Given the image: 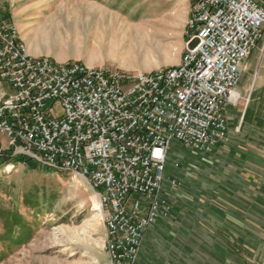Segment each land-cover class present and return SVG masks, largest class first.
<instances>
[{
	"label": "built area",
	"instance_id": "built-area-1",
	"mask_svg": "<svg viewBox=\"0 0 264 264\" xmlns=\"http://www.w3.org/2000/svg\"><path fill=\"white\" fill-rule=\"evenodd\" d=\"M192 21L187 66L120 76L24 56L0 7V158L77 168L110 223L112 264H134L145 231L173 211L172 142L207 153L227 138L225 109L263 38L264 0H196Z\"/></svg>",
	"mask_w": 264,
	"mask_h": 264
},
{
	"label": "rangeland",
	"instance_id": "rangeland-1",
	"mask_svg": "<svg viewBox=\"0 0 264 264\" xmlns=\"http://www.w3.org/2000/svg\"><path fill=\"white\" fill-rule=\"evenodd\" d=\"M191 5V0H0L18 40L34 56L133 73L181 64L190 37ZM170 56L177 62L165 63ZM263 67L264 55L245 95L248 99L251 94L250 99H242V105H251L259 77L264 82ZM259 98L257 107L250 108L248 119L254 113L249 127L244 129L247 109L238 130L247 134L241 138L252 152L240 144L236 153L242 188L250 178L254 183L264 178V123L259 114L264 85ZM171 146L166 184L178 177L193 153L177 141ZM27 160L0 158V264H112L108 224L95 189L74 171L46 172ZM225 184L229 191V181Z\"/></svg>",
	"mask_w": 264,
	"mask_h": 264
},
{
	"label": "crops",
	"instance_id": "crops-1",
	"mask_svg": "<svg viewBox=\"0 0 264 264\" xmlns=\"http://www.w3.org/2000/svg\"><path fill=\"white\" fill-rule=\"evenodd\" d=\"M195 1L191 0L192 5ZM189 15L190 8L187 17ZM263 55L264 35L243 63L236 99L225 109L227 138L207 153L193 150L189 155L185 168L177 177L178 185H170L166 191L173 204L172 213L158 219L145 231L134 264H264V178L258 177L261 184L250 178L242 188L235 172L238 171L236 153L240 144L249 155L252 153L241 138L247 134L238 130L247 109L244 129L249 127L254 113L248 119L250 108L257 107L260 101L264 85L260 77L256 87L258 92L252 95L254 98L249 107L247 102L251 94L248 99L245 95L253 86L252 76ZM180 61L181 57L178 63ZM242 99H247L244 105ZM259 114L264 123L263 108ZM176 163L179 167L180 163ZM257 168L261 173V167Z\"/></svg>",
	"mask_w": 264,
	"mask_h": 264
},
{
	"label": "bare ground",
	"instance_id": "bare-ground-1",
	"mask_svg": "<svg viewBox=\"0 0 264 264\" xmlns=\"http://www.w3.org/2000/svg\"><path fill=\"white\" fill-rule=\"evenodd\" d=\"M12 30H13V33H15L16 39L18 40L17 28L12 26ZM188 34H190V37H189V40L187 41V45H186V48H185V52H184V55H183L182 62L178 66H187V57H188V55L190 53V44H188V43L190 42L191 36H193V21H192V19L190 21ZM19 47L21 48V53H23L24 56H28L30 59L39 60V61L50 60V59H47V58H42V57L31 55L28 52V48H26L25 45L22 42H20V41H19ZM164 62L165 63L177 62V59L175 57L170 56V57H166L164 59ZM50 64L56 65V66H68V65L76 64V66H83V68H86L87 72L103 71L104 70L102 68L85 66L83 64H79V63H76V62L65 64V63H60V62H57V61L55 62L53 60H50ZM148 66H150V65H148ZM162 69L163 70H173V69H175V67L162 68ZM158 70H161V69H158ZM158 70H156V71H158ZM114 72L117 73L120 76H139V75L150 76L151 74L154 73V72H152V73H147V72H136V73H133V72H121V71H117V70H114ZM25 159H28V158H25ZM43 167L50 168V169L57 170V171H74L77 174L81 175V172H78V169L77 168H73L72 166L58 165V166H48V167L47 166H43ZM105 218H106L107 224H108V230H109V234L108 235H111L110 223H108V219H107L106 215H105ZM108 246H109V237H108V242H107V248H108Z\"/></svg>",
	"mask_w": 264,
	"mask_h": 264
},
{
	"label": "trees",
	"instance_id": "trees-1",
	"mask_svg": "<svg viewBox=\"0 0 264 264\" xmlns=\"http://www.w3.org/2000/svg\"><path fill=\"white\" fill-rule=\"evenodd\" d=\"M3 159H5V160H7V161H8V160H9V161L11 160V158H9V157L3 158ZM15 159H17V158H15ZM9 161H8V162H9ZM27 161H29V160H27ZM33 165H34V169H37V167L40 168V169H47V168H44V167L37 166L35 163H34ZM45 171H46V172H51L50 169H47V170H45Z\"/></svg>",
	"mask_w": 264,
	"mask_h": 264
}]
</instances>
